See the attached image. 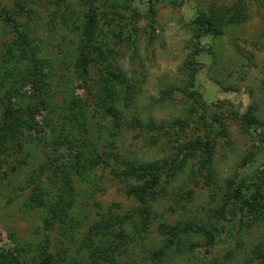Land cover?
I'll return each instance as SVG.
<instances>
[{"label": "rangeland", "instance_id": "1", "mask_svg": "<svg viewBox=\"0 0 264 264\" xmlns=\"http://www.w3.org/2000/svg\"><path fill=\"white\" fill-rule=\"evenodd\" d=\"M107 1L0 0V262L264 263V0Z\"/></svg>", "mask_w": 264, "mask_h": 264}, {"label": "trees", "instance_id": "2", "mask_svg": "<svg viewBox=\"0 0 264 264\" xmlns=\"http://www.w3.org/2000/svg\"><path fill=\"white\" fill-rule=\"evenodd\" d=\"M82 2L84 3L85 5V9H86V13H85V18H86V21L87 23L90 24V27H93V25L95 24V14H96V9L98 7H101L102 8V12H103V15L106 17L107 14H111L114 12L113 10V7L114 5H112V2L109 3L107 0H82ZM112 10V11H111ZM203 21L206 23L207 25V29H210L211 31L215 29V27H213L211 25V23H209V21L207 19H205L203 17ZM211 26V27H210ZM117 76L118 73L116 74ZM118 78V77H115V79ZM109 84H111V81L108 80V86ZM113 85H110L109 87H112ZM93 146V149L91 148V152H92V159L94 161V163H101V159L99 157V155L97 154L96 152V149L94 147L93 144L90 143V147ZM132 169L127 166V170H125V172L122 173H119L122 174L120 175L121 177H125V175H128V177H133L134 173L135 172H132ZM134 171H137V173H142V168L140 166H137L136 169ZM116 171L113 172V174H115ZM151 179V180H150ZM149 180L147 181H144V183H141V185L138 188L137 191H135L134 193L137 195V197H139L140 199H142V196H144L146 194V188L148 189H151V187L153 186L154 182H155V176L153 178H150ZM237 189V193L244 189H248V195L246 198H244V201L246 203V205H248V208L250 211L252 212H260V208H259V205H258V199H259V192L257 191V188L249 183L247 181V179H240L238 185L235 187ZM237 199V198H236ZM262 212H264V209H262ZM10 257V256H9ZM16 259V258H14ZM2 261L0 262V264H18V261L16 259V261H12V259L9 260H6L5 257H2L1 259ZM9 261V262H8ZM40 264H54V263H50L48 260L44 261ZM264 264V263H262Z\"/></svg>", "mask_w": 264, "mask_h": 264}]
</instances>
